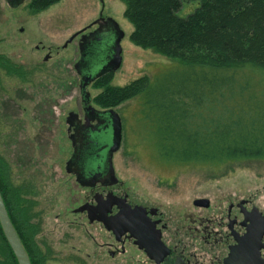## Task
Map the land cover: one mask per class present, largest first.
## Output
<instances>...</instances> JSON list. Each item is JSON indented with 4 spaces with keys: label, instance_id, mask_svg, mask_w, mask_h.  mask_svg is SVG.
Wrapping results in <instances>:
<instances>
[{
    "label": "rangeland",
    "instance_id": "obj_1",
    "mask_svg": "<svg viewBox=\"0 0 264 264\" xmlns=\"http://www.w3.org/2000/svg\"><path fill=\"white\" fill-rule=\"evenodd\" d=\"M29 2L11 8L0 0V54L10 65V77L2 76L0 82V156L12 165L16 183L34 176L39 188L36 198L42 204H49L46 198L52 196V212L45 214L44 227L59 229L73 207L71 200H77L76 187L67 181L63 164L70 153L65 116L76 112L80 103L79 77L73 68L78 48L77 39L64 46L65 41L97 19L101 11L124 33L121 64L112 74L111 85L123 86L143 76L155 78L174 69L177 62L130 41L133 27L123 16L120 0H58L39 11ZM182 6L177 15L184 17L198 4L184 0ZM100 91L96 85L88 89L92 98ZM114 108L123 128L113 164L127 193L158 201L249 197L264 209V160L220 168L163 161L147 142L138 97ZM58 236L52 232V241Z\"/></svg>",
    "mask_w": 264,
    "mask_h": 264
},
{
    "label": "trees",
    "instance_id": "obj_2",
    "mask_svg": "<svg viewBox=\"0 0 264 264\" xmlns=\"http://www.w3.org/2000/svg\"><path fill=\"white\" fill-rule=\"evenodd\" d=\"M56 1L29 4L39 11ZM120 1L130 41L177 64L123 86L106 74L93 84L101 89L94 103L138 97L147 142L163 161L220 168L264 160V0H191L198 6L184 17V0Z\"/></svg>",
    "mask_w": 264,
    "mask_h": 264
},
{
    "label": "flooded vegetation",
    "instance_id": "obj_3",
    "mask_svg": "<svg viewBox=\"0 0 264 264\" xmlns=\"http://www.w3.org/2000/svg\"><path fill=\"white\" fill-rule=\"evenodd\" d=\"M109 18L100 11L97 19L65 41L68 44L77 39L75 71L82 38L103 27ZM9 68V61L0 54V82L2 76L10 77ZM96 81L86 85V90ZM93 103L91 95L87 103L80 95L78 110L65 116L70 153L64 160L63 173L76 187L77 200H71L73 207L59 229L44 227L45 214L52 212V196L46 198L49 204H42L36 198L39 188L34 176L16 183L11 176L12 165L7 161L1 165L0 159L4 178V183L0 181V188L4 185L0 194L29 264H264V209L255 205L253 199L196 196L179 201L144 200L123 189L113 164L118 150L111 158L114 181L105 178V174L85 176L88 162L79 167L71 163L76 151L73 141L78 136L80 141L85 139L77 132L98 122L86 119L87 110L90 106L98 111L108 109ZM70 112L73 115L68 116ZM52 232L59 234L55 242ZM2 235L3 232L0 264H18Z\"/></svg>",
    "mask_w": 264,
    "mask_h": 264
},
{
    "label": "water",
    "instance_id": "obj_4",
    "mask_svg": "<svg viewBox=\"0 0 264 264\" xmlns=\"http://www.w3.org/2000/svg\"><path fill=\"white\" fill-rule=\"evenodd\" d=\"M25 1L5 0L6 4L11 8L19 7ZM73 36L75 34L67 42ZM123 36L124 33L116 21L109 18V22L104 23L103 27H98L82 38L83 42L80 45L81 57L75 67L76 72L80 76L79 89L81 99L86 103L90 101V94L86 90V85L108 73H114L120 67L122 59L120 41ZM90 107L91 109L87 110L86 119H96L98 122L95 126H91L85 131L84 129H80L77 132L83 134L85 139L80 141V137L78 136L73 141L76 151L73 154L71 163L79 167L80 163L88 162L89 169L88 172L84 173L85 176L94 178L105 174V178L114 181L115 176L111 158L113 152L118 150L121 145V118L114 108L98 111L92 106ZM71 114L70 112L68 116ZM87 149H93L94 151H88ZM0 227L14 252L18 264H29L28 258L8 217L1 194Z\"/></svg>",
    "mask_w": 264,
    "mask_h": 264
}]
</instances>
